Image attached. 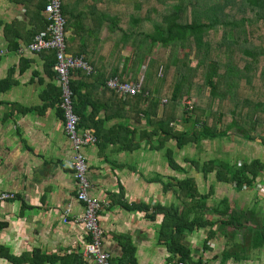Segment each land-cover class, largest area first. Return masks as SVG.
Instances as JSON below:
<instances>
[{
	"label": "crops",
	"instance_id": "crops-1",
	"mask_svg": "<svg viewBox=\"0 0 264 264\" xmlns=\"http://www.w3.org/2000/svg\"><path fill=\"white\" fill-rule=\"evenodd\" d=\"M46 1L0 0V81L11 80L8 90L0 92V192L15 194L14 200L0 203V247L18 264H33L36 252L40 264H94L81 256L88 237L74 219L83 215V208L76 200L59 84L46 69L51 57L26 49L44 25ZM62 5L66 41L86 44L87 56L92 50L95 65H101L109 51L100 42L109 32L93 31L100 25L96 17L102 4L63 0ZM100 89L89 90L84 113L89 127L82 128L92 129L98 140L84 154L90 194L101 205L102 248L110 264L131 263L129 252L135 264H175L178 256H172L161 233L166 217L160 209H183L175 186L182 175L195 179L201 195L208 193L203 208L195 203L188 212V221L209 223L184 232L189 264H264V133H235L212 143L220 145V153L210 149L211 158L227 161L233 170L246 162L262 165L250 186L236 189L217 183L211 174L204 177L191 162L183 167L173 141L160 147L156 138L148 139L146 115L135 116L125 96L104 97ZM168 150L176 168L169 165ZM67 206L71 212L64 223ZM0 264L11 263L0 258Z\"/></svg>",
	"mask_w": 264,
	"mask_h": 264
},
{
	"label": "trees",
	"instance_id": "trees-1",
	"mask_svg": "<svg viewBox=\"0 0 264 264\" xmlns=\"http://www.w3.org/2000/svg\"><path fill=\"white\" fill-rule=\"evenodd\" d=\"M99 1L103 8L96 20L100 25L92 31L98 34L106 28L109 32L104 43L97 40L103 47L108 46L106 60L95 65L98 59L91 49L87 56L86 44L66 41L67 54L84 56L91 67L88 74L83 70L70 73L74 111L80 119V128L89 127L84 113L90 89L102 88L104 97L115 100L124 97L105 87L108 80L118 78L121 83L139 88L138 93L124 100L135 116L146 115L148 139L156 138L160 147L173 141L178 149L191 145L200 154L204 145L211 146L235 133L247 136L256 131L255 137L264 133V0ZM62 14L66 19L63 5ZM43 20L44 25L35 36L47 32L48 23ZM65 29H68L67 22ZM75 31L78 37L80 31L77 27ZM253 36L258 40L255 44L248 43ZM216 52L228 53L226 69L225 61L215 60ZM38 54L51 57L46 69L56 77L55 51ZM231 57H236L237 62H230ZM238 62L243 63L240 68ZM10 85V79L0 81V92L8 90ZM85 89L87 92H83ZM190 100L191 105H187ZM177 125L185 126L184 130L178 131ZM166 156L170 167L176 168L172 151L168 150ZM191 164L204 177L211 174L217 183L234 184L236 189L250 186L251 176L255 178L263 169L258 161H253L233 170L227 161L215 157L202 161L195 157ZM175 186L184 207L160 209L166 217L161 233L172 256H178L175 264H189L190 251L182 244L184 232L192 231L195 226L204 228L209 223L188 221V212L195 203L196 207L203 208L208 193L201 195L195 179L188 176ZM3 228L0 224V232ZM129 254L131 263H128L135 264L133 253ZM37 255V252L33 255V264H40L34 259ZM0 258L18 264V258L2 247Z\"/></svg>",
	"mask_w": 264,
	"mask_h": 264
},
{
	"label": "built area",
	"instance_id": "built-area-1",
	"mask_svg": "<svg viewBox=\"0 0 264 264\" xmlns=\"http://www.w3.org/2000/svg\"><path fill=\"white\" fill-rule=\"evenodd\" d=\"M48 23L47 32L38 34L26 49L30 53L38 54L42 51H55L56 63L54 72L59 84L61 98L58 104L64 120V132L72 149L73 179L76 184V200L82 205L83 215L74 217L85 229L88 241L81 256L92 259L94 264H110V256L102 248L103 230L99 225L98 213L101 210L99 202L90 194V182L84 150L96 145L98 140L92 129L79 127L80 119L74 111L73 92L70 87L71 71L83 70L89 73L91 67L83 56L74 57L67 54L65 29L66 21L62 14V0H47L43 11ZM106 88L116 91L121 96H132L139 92V88L127 83H121L118 78L106 82ZM187 105H191L188 103ZM15 199L14 193L0 192V203ZM71 209L64 211V223H67Z\"/></svg>",
	"mask_w": 264,
	"mask_h": 264
},
{
	"label": "rangeland",
	"instance_id": "rangeland-1",
	"mask_svg": "<svg viewBox=\"0 0 264 264\" xmlns=\"http://www.w3.org/2000/svg\"><path fill=\"white\" fill-rule=\"evenodd\" d=\"M255 17V14L252 13V16L251 18H254ZM262 25L264 26V23H262ZM252 30V29H251ZM253 40L250 39V41L248 43H251V44H255V42L258 40V38L254 37L253 36ZM255 46V45H253ZM233 52H234V49L232 50L231 52V55H233ZM223 53V54H222ZM218 53L216 52L215 53V60H221V61H225V64H224V69H226V64L228 63L229 61V56H228V53ZM234 56V55H233ZM192 59V57H191ZM237 58L236 57H231L230 59V62L233 61L234 63L237 62ZM231 64V63H230ZM238 68H240L243 63L242 62H238ZM230 71H232L233 73H235V70H232V69H229ZM194 100V99H193ZM195 101V100H194ZM191 104V100L188 102ZM187 103V104H188ZM188 126V125H187ZM184 127L183 125H177L176 126V129L178 131H181V130H184ZM231 134V133H230ZM232 136H234V134H232ZM203 143V142H202ZM201 143V144H202ZM204 144V143H203ZM205 146V145H204ZM201 147V146H200ZM199 147V149H200ZM195 148V147H193ZM192 146L191 145H187L185 146L184 148L180 149V153H179V161H180V164L183 166V167H187L189 165V162H191L195 157H199V160L202 161V159L204 160H209L211 158V150H215L216 152L219 151V147L217 146V144H212L211 146H206L202 149V153H200L199 155H196V152L195 150H193ZM219 148V149H218ZM196 149V148H195ZM198 150V149H197ZM205 150V151H204ZM204 151V152H203ZM214 151V153H215ZM220 153V151L218 152ZM185 176L182 175V178H184ZM202 189V188H201Z\"/></svg>",
	"mask_w": 264,
	"mask_h": 264
}]
</instances>
